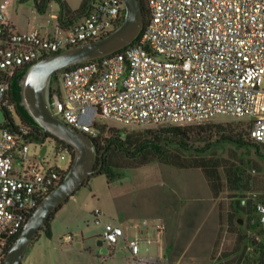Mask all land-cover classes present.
<instances>
[{
    "label": "built area",
    "instance_id": "1",
    "mask_svg": "<svg viewBox=\"0 0 264 264\" xmlns=\"http://www.w3.org/2000/svg\"><path fill=\"white\" fill-rule=\"evenodd\" d=\"M145 1L147 21L138 41L60 70L50 95L53 112L101 144L108 138L106 127L116 126L110 121L126 127L192 125L214 121L218 114L248 119L250 138L264 144V0ZM10 7L9 0H0V107L14 119L0 124L3 244L60 184L74 154L16 120L11 81L41 58L108 34L125 17L123 0H92L84 15L58 23L50 35L17 30ZM66 157L64 166L59 160ZM249 197L256 210L252 222L264 230V199L257 193ZM103 216L96 208L93 222L102 224L101 239L112 246L125 232L120 224L103 222ZM73 238L65 236L68 242ZM127 243L128 264H165L163 256H139L138 237Z\"/></svg>",
    "mask_w": 264,
    "mask_h": 264
},
{
    "label": "rangeland",
    "instance_id": "2",
    "mask_svg": "<svg viewBox=\"0 0 264 264\" xmlns=\"http://www.w3.org/2000/svg\"><path fill=\"white\" fill-rule=\"evenodd\" d=\"M11 2L10 17L18 25L23 26L28 19L48 20L51 13L58 12V2H50L45 13L37 10L35 0H9ZM70 6L78 8L82 0H67ZM43 16H39V14ZM10 100V99H9ZM11 101V100H10ZM12 102V101H11ZM13 103V102H12ZM17 121H20L15 114ZM5 111L0 107V124L5 122ZM215 122H234L249 131L248 119H237L227 114H218ZM118 128L126 126L118 122H109ZM162 126H131L127 130H145ZM106 136L109 137V128L106 127ZM239 146L233 142L214 144L207 151L210 156L218 157L230 162H247V172L255 177L260 184L264 183V148ZM51 158L54 157L51 151ZM60 164L67 166L69 159L62 158ZM93 181L102 185L101 178L106 175H94ZM112 188L100 198L91 200L88 207L94 209L99 206L106 215L116 213L119 221L136 220L150 229L151 244L140 243V255L158 256L157 238L158 229L162 231V245L165 248V264H218L227 262L231 257L220 259L229 252L235 242L237 234L229 228V213L233 211L235 201L240 196L225 189L218 197H214L209 184L199 168H177L159 161L151 162L139 168L126 169L120 179L111 181ZM123 182V184H122ZM107 185V184H106ZM105 184L100 188L104 192ZM99 188V189H100ZM257 193L260 197L262 190H251L245 193L246 200H252L250 194ZM260 198H263L262 196ZM99 200V201H98ZM253 201V200H252ZM103 212V213H104ZM241 229L246 227V221L240 219ZM126 224H123L125 227ZM144 226V227H145ZM68 227L65 223L63 230ZM67 233L76 235L72 242L56 237L50 243L41 264H128L131 250L121 238L112 245L109 255L106 248L97 242V234L102 230L90 217L87 222L79 218L76 227ZM85 240L82 241V234ZM250 236H261L250 232ZM53 242V244H52ZM0 243V264L5 259L4 247ZM116 247H113L115 246ZM149 247V248H148ZM148 248V250H147Z\"/></svg>",
    "mask_w": 264,
    "mask_h": 264
},
{
    "label": "trees",
    "instance_id": "3",
    "mask_svg": "<svg viewBox=\"0 0 264 264\" xmlns=\"http://www.w3.org/2000/svg\"><path fill=\"white\" fill-rule=\"evenodd\" d=\"M52 1L35 0L37 10L45 13ZM54 1L58 2L60 7L61 23H63L64 18L72 22V19L84 15L92 2V0H82L80 6L73 9L67 0ZM141 2L147 21V3L145 0H141ZM139 38L140 36L135 42ZM25 71L26 69L13 78L9 90V99L15 105L16 114L22 122L34 129L37 136L42 138L53 137L68 145L71 152L74 153L71 145L44 130L21 103L20 81ZM59 72L54 75L52 86ZM11 115L8 110H5V118H8L13 124L14 119ZM222 142H233L239 146L253 147L257 149V153H260L259 149L264 148V144L252 140L249 132L234 122L210 121L192 125H166L145 130L110 127L109 137L106 138L104 144L96 142L99 150L96 168L99 170L86 183L96 174H105L109 182L115 181L121 178L124 170L139 168L154 161L182 169L199 168L214 197H218L225 189L230 190L234 194L233 196H240L235 201L233 211L229 213L228 218L230 230L237 234L236 242L233 248L220 258L222 260L231 257V259L218 264H264V230L259 223L252 222V219L256 217V210L253 201L245 199L247 191H264V183L260 184L255 177L247 172L248 161L230 162L207 154L211 146ZM66 173L67 171L62 174V179ZM261 196L264 199V194ZM53 217L47 220L33 241L42 232L48 237L52 236L51 221ZM240 219L246 221L244 229L240 228ZM250 232L260 235L261 239L250 236ZM16 237L13 236L8 240L4 247L5 253ZM1 264H4V260Z\"/></svg>",
    "mask_w": 264,
    "mask_h": 264
},
{
    "label": "water",
    "instance_id": "4",
    "mask_svg": "<svg viewBox=\"0 0 264 264\" xmlns=\"http://www.w3.org/2000/svg\"><path fill=\"white\" fill-rule=\"evenodd\" d=\"M123 22L108 34L70 46L31 64L20 81L22 104L33 119L46 131L74 149L72 163L65 177L44 196L10 245L4 264H22L24 255L47 220L96 173L99 150L88 134L59 118L52 110L50 95L54 75L66 68L98 59L122 50L135 42L145 26L141 0H123ZM45 151V147L43 152Z\"/></svg>",
    "mask_w": 264,
    "mask_h": 264
},
{
    "label": "crops",
    "instance_id": "5",
    "mask_svg": "<svg viewBox=\"0 0 264 264\" xmlns=\"http://www.w3.org/2000/svg\"><path fill=\"white\" fill-rule=\"evenodd\" d=\"M58 7H59V4H58ZM72 8L77 9L74 7ZM39 16H43V15L40 13ZM79 17H76L72 20L75 21ZM60 19H61L60 8L58 12L51 13V17L48 20L40 19L37 16H35V19L33 20L28 19L27 22L23 26H18L11 18L12 22L14 23L15 28L19 31H28V30L37 29V30H40L42 33L50 34V35H54L57 33V29L59 26L58 23L62 25L64 24L66 25V24L73 22V21L70 22L67 18H64L63 23H61ZM97 175H105V174H97ZM94 177L95 176H93L84 186H82L73 196H71L69 200L65 204H63V206L56 212V214L54 215L51 221L52 236L48 237L46 234L42 232L39 235V237L35 241H33L31 245L29 246V248L27 249L24 255V258L22 260V264H41L42 260L44 259L46 255L47 250L50 249L51 241H53L56 237H59L60 239H64L65 242H68L65 240V236L67 234H72V233H67V230H70L68 232H71L72 231L71 227L72 226L76 227V224L79 218H84L86 222L88 220L90 221V217L93 220L94 210L100 207L97 206L94 209L88 207L91 203V200L95 198H100L102 194H105L113 186L112 182H109L107 178H106L107 179V182H106L105 178L102 176L101 178L102 185L107 184L106 185L107 189H105L104 192H102L101 190H103L104 188L103 189L100 188L102 185H97L99 182H96V185L94 184L93 181H97L94 179H98ZM102 220L103 222L113 221L114 223L120 224L123 227L124 232H125L123 239L127 247H128V243H127L128 240L131 238H135V237H138L140 239V243L143 242L146 244L147 243L151 244L154 241L150 237V234H151L150 229L145 225L144 227L136 220H128V221L125 220V221L120 222L119 219H117L116 213L114 214L112 213V215L109 216V215H106L105 212H104V216ZM65 223L67 224L68 227H66L67 228L66 230H63V226ZM123 224H126L125 227L123 226ZM97 225H101V227L103 228L102 224H97ZM101 231L102 230H100L95 235L97 236V242L101 246L105 247L107 243L101 239V236H100ZM81 234H82L81 240L84 241L85 236L83 233ZM73 235H74L73 240H75L76 235L75 234ZM161 235H162V231L158 229L157 238L155 239V241L158 243V247H157L158 253H159L158 256L164 257L165 248L162 245L163 243H162ZM110 247L111 246H108L106 250H107V253L109 252L108 254L111 256L114 254V252L113 253L111 252ZM113 247H116V245ZM138 255L144 256V257L147 256L145 254L144 255L138 254ZM150 257H154V256H150Z\"/></svg>",
    "mask_w": 264,
    "mask_h": 264
}]
</instances>
